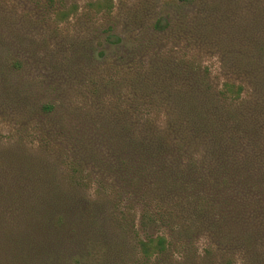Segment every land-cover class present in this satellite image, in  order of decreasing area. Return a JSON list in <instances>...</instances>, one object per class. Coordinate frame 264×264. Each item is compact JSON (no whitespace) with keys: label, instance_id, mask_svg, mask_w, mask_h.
Returning a JSON list of instances; mask_svg holds the SVG:
<instances>
[{"label":"rangeland","instance_id":"rangeland-1","mask_svg":"<svg viewBox=\"0 0 264 264\" xmlns=\"http://www.w3.org/2000/svg\"><path fill=\"white\" fill-rule=\"evenodd\" d=\"M91 1L96 0H0V264H47L49 254L63 264H146L131 250L135 230L144 235L138 226L143 208L169 211L170 224L184 218L197 230L188 241L176 228L146 231L173 232L166 264H177L182 253L191 264H224L228 258L264 264V209H256L259 200L264 208V0H108L109 12L104 1L100 7H91ZM158 16L169 25L155 30L151 24ZM108 33L119 40L107 43ZM142 74L153 82L150 98L144 92L131 95ZM190 80L201 85L196 95L210 93L216 97L212 106L226 110L211 107L219 120L186 139L177 126L185 117L179 97L192 89ZM225 81L242 84L237 100L222 99ZM46 102L54 104L52 112L43 110ZM124 126L129 137L136 129L152 130L172 147L177 137L186 139L187 155L171 158L182 161L180 167L195 159L193 172L204 182L193 188L194 198L211 192L216 200L199 214L181 190L147 198V205L133 198L135 228L114 219L127 204L110 164V155L121 151ZM215 145L240 168L249 162L254 188L209 186L216 162L232 167L208 163ZM47 175L64 194L102 199L105 215L97 224L106 236H124L125 249L106 254L75 235L71 223L54 230L43 191L33 185ZM233 196L241 199L240 210L232 208Z\"/></svg>","mask_w":264,"mask_h":264},{"label":"trees","instance_id":"trees-1","mask_svg":"<svg viewBox=\"0 0 264 264\" xmlns=\"http://www.w3.org/2000/svg\"><path fill=\"white\" fill-rule=\"evenodd\" d=\"M102 1L105 2L106 8L109 12L111 6L108 0ZM102 1H91L89 5L91 7H94L95 5L100 7ZM178 1L182 3H191L194 0ZM56 14L61 17L68 16V12L65 10H57ZM165 25H169L167 18L164 16H158L153 20L151 28L159 30L163 29ZM118 40L119 37L114 33H108L104 38V41L109 44L115 43ZM190 72L196 73V68H191ZM184 74H186V72ZM190 82L192 84V89H185L179 97V103L185 112V117L184 120L179 122L177 131L184 135V138L186 139L198 136V133L203 134L201 131L211 129L216 121L219 120L218 114L213 113L211 107L212 110L221 114H224L223 111L226 110L225 106L222 104L218 107L212 106V103L216 100L214 95L209 93L207 98H201L196 95L195 90L201 91V85L197 80H190ZM132 84V96H135V93L144 92L147 97H151L149 92L153 82H151L150 76L142 74L141 77ZM222 88L223 90H220L222 99L230 101L237 100L243 91L242 84L229 81H225ZM159 103H161V101ZM142 105H147V102H143ZM54 107V104L49 102L42 105L45 112H52ZM143 124L146 125L144 122ZM128 133L129 129L126 126L122 127L121 141L123 143L120 142L121 144L119 145L121 151L119 152L117 149L114 154L112 153L110 155L112 159L110 164L115 167L118 174L117 181L121 183L120 187H122V189H126L125 201H127L126 205L125 202L123 203L122 210L114 219L119 220L124 226L130 225L131 229L135 228L133 225L135 226L134 220L136 215L132 209L130 201L133 198H140L143 203L147 205V198H151L152 200L164 199L165 195L181 190L186 193V197H192L190 203H194L199 214L205 211V204H209L210 202H213V200H216V198H213L216 197V195L211 192H209L207 196L194 198L193 188L199 184V182H204L203 176L195 175V172H193V168L196 166L195 159H189V163L187 162L185 167H180L182 161L180 162L179 160H176L173 162V159L175 158H171L172 154L179 159H181L184 154L187 155L184 152L185 148H187V145H185L186 139L177 137L175 146L172 147L166 138L158 133H154L152 130L147 131L144 129H136V133L132 137H129ZM128 141L130 147L127 149L126 143ZM218 149L220 148L215 145L212 149V156L208 163L213 165L216 161H221V163L230 164L232 167H227L221 164L219 165L216 162L214 170L217 175L209 170L212 176V178L211 176L208 178L209 186L211 187L212 185L215 190H220L221 186V188H224L225 184L230 183L239 188H254L257 185V182L255 180L256 177L250 168L249 162L242 165L244 166L243 168H240L241 165L239 163L229 160V158L223 156L221 150ZM217 150L218 152L216 153ZM188 175H192V177H189ZM33 185H36L38 191H43L42 196L44 198L42 200L45 202L46 211H49L51 216L53 213H56L57 208L60 211L56 214V218L49 216L51 226L53 224L54 230L57 227L59 231L64 230L66 229L64 226L71 223L76 226L75 235L78 233V236L86 237V240L89 241V245L105 248L106 254L113 252L114 247L119 251L125 249L126 244L124 236L117 237V239L106 236L103 229H100L97 224L99 217L103 214L102 199L97 201L89 197L80 196L77 192L64 194V190L61 189L48 175L45 178L33 180ZM218 195H221V193H218ZM221 200L225 201L223 197ZM120 203L122 204V198ZM110 204H113V200L110 201ZM230 204L233 209L240 210L241 199L233 196L230 198ZM118 205L119 202L115 204V206ZM256 209H264L262 208L260 200L256 204ZM237 214L238 212L234 215L235 219L238 216ZM170 218L171 212L169 211L161 213L159 211L149 210L148 208H143L139 214L138 226L139 229L144 232V235L141 236L135 230L137 238L135 244L131 247V250L136 249L139 258L146 264H149L151 261H155L158 264H166L168 255L172 251L170 250V247L173 245L171 237L174 236L173 232H170L168 235L164 232L152 234L146 232L147 230L158 227L159 225L169 227L170 231H173L174 228H176L175 233L182 234L187 241L196 233L197 230L194 228L193 221L181 218L182 222L170 224ZM55 219L56 222H54ZM125 230L126 228L121 227V232H124ZM193 230H195V232H193ZM176 238L178 239L180 236ZM57 260L60 264H63L60 258L53 254H49L47 264H56ZM76 263L80 262L76 261ZM191 263L188 253H182L177 261V264ZM224 264L236 263L233 258H228L224 261Z\"/></svg>","mask_w":264,"mask_h":264}]
</instances>
